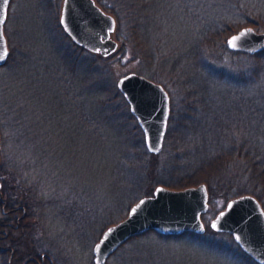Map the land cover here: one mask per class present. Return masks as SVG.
<instances>
[{
    "label": "rangeland",
    "instance_id": "374dc122",
    "mask_svg": "<svg viewBox=\"0 0 264 264\" xmlns=\"http://www.w3.org/2000/svg\"><path fill=\"white\" fill-rule=\"evenodd\" d=\"M95 3L116 19L111 38L117 47L107 55L79 45L65 30L64 0H12L5 23L12 57L0 66V167L10 170L7 177L24 179L15 192L34 202V212L23 229L32 238L36 231L39 241H33L46 264H94L93 247L104 230L150 195L151 152L120 95V76L137 72L162 83L175 120L196 78L212 79L220 94H245L256 111L264 107V65L255 62L257 53L227 46L242 27L264 25V0ZM135 24L141 27L139 48L129 30ZM251 131L254 138V126ZM165 147L163 159L172 149ZM226 204L225 198L212 201L204 223L210 225ZM201 235L150 230L125 241L106 264L248 263L228 235ZM24 243L30 246L32 239ZM9 254L0 252V264Z\"/></svg>",
    "mask_w": 264,
    "mask_h": 264
},
{
    "label": "trees",
    "instance_id": "16d2710c",
    "mask_svg": "<svg viewBox=\"0 0 264 264\" xmlns=\"http://www.w3.org/2000/svg\"><path fill=\"white\" fill-rule=\"evenodd\" d=\"M261 28H264V25L256 26L259 31ZM129 30L134 32L135 47L139 48L143 42L141 27L135 24L129 27ZM125 43L126 40H123L122 44ZM222 44L225 46L224 43ZM214 47L212 45L211 48ZM253 56H255L256 63L264 65V51ZM11 57L12 52L8 64L11 62ZM194 84L195 88L192 87L187 91L182 101L179 118L176 120L173 116L174 105L171 104L165 146L167 143L172 149L165 159L163 156L167 147L158 154L150 153L153 162L148 163L151 177L150 189L146 194H152L159 184L173 189H182L206 183L210 203L216 201L218 197L225 198L228 202L235 196L251 193L261 201L264 207V107L258 106L256 111L253 109L255 104L249 100L248 105V100L242 93L220 94L215 92L212 79L196 78ZM120 95L124 98L122 93ZM253 126L256 131L255 137L251 138V135H254L251 131ZM189 135L193 136L191 141L184 138ZM186 140L187 143L182 145ZM181 148L184 150L180 151ZM161 158L162 161L158 163L157 159ZM160 168H163L161 174L158 173ZM1 169L0 167L2 171L0 173V204L4 209L16 207L14 211L23 215L22 221L32 217L34 202L26 200L15 192L18 188H23L19 182L24 179L21 176L17 179L7 177L11 176L10 170ZM24 193L27 196L30 191L24 190ZM10 218V214H3L5 222H8ZM4 225L0 223V229L5 228ZM6 229L7 231H0V252L5 256V253H10V247L14 245V255L11 262L10 254L8 260L4 258L5 264H21L25 259H28L26 264H37L38 260L42 259L40 257L42 250L39 244L33 241V239L39 241L36 231H30L35 234V238H32L31 234L25 233L22 226L17 229L12 227H6ZM15 231H18L16 235ZM210 232L228 235L234 245L236 244L235 249L241 253L245 261H248L247 263L243 260L245 263L259 264L235 242L232 234L215 231L209 224H205L202 234ZM184 233L203 236L193 231ZM25 238L32 239L30 246L24 243ZM49 264L52 263L49 262Z\"/></svg>",
    "mask_w": 264,
    "mask_h": 264
},
{
    "label": "water",
    "instance_id": "95a60500",
    "mask_svg": "<svg viewBox=\"0 0 264 264\" xmlns=\"http://www.w3.org/2000/svg\"><path fill=\"white\" fill-rule=\"evenodd\" d=\"M11 2L9 0L3 6L4 22L0 23V66L7 62L10 54L4 28ZM61 23L77 43L89 50H101L103 55H107L117 47V40L110 38L116 19L97 5L95 0H66ZM241 33L246 34L241 36ZM103 35L110 41L109 44L103 41ZM234 36L240 37L236 47L229 44ZM227 46L231 50L251 54L264 51V30L259 31L251 25L244 26L227 38ZM117 86L144 131L148 150L154 154L160 153L164 147L171 114L168 90L162 83L137 72L120 76ZM141 200L145 203L135 215L129 210L124 219L104 230L93 247L94 264H106L125 241L150 230L165 236L179 235L185 231L203 233L205 230L202 214L209 208L206 183L182 189H172L160 184L153 194L142 196L131 208ZM214 224L215 228L212 227ZM210 226L216 231L232 234L249 255L258 263L264 264V207L255 195L244 193L231 198L212 218ZM237 236L240 237L239 240L236 239Z\"/></svg>",
    "mask_w": 264,
    "mask_h": 264
},
{
    "label": "flooded vegetation",
    "instance_id": "af4514ba",
    "mask_svg": "<svg viewBox=\"0 0 264 264\" xmlns=\"http://www.w3.org/2000/svg\"><path fill=\"white\" fill-rule=\"evenodd\" d=\"M65 1L66 0H64V3H65ZM106 12V11H105ZM110 37H111V34H110ZM102 39H103V41H107V44H109L110 43V41H108V39L107 38H105V36L103 35L102 36ZM80 45V44H79ZM2 199V198H1ZM14 209H16V207L15 208H12V209H9V210H3V212H4V214L5 215H8V214H10V216H11V218H10V220L8 221V222H5V221H2V220H0V223H3V224H5L4 226H5V228H1L0 229V231H7V229H6V227H12L13 229H17L19 226H22L23 227V221H22V214H18V212H16V211H14ZM32 225V223H30V226ZM29 226V225H28ZM0 237H1V234H0ZM11 248V250H10V262H11V260H12V257H13V255H14V247H10ZM27 260L28 259H25L24 261H22V263L21 264H26L27 263ZM41 264H45V261L43 260L42 262H41Z\"/></svg>",
    "mask_w": 264,
    "mask_h": 264
},
{
    "label": "snow or ice",
    "instance_id": "6c2138e0",
    "mask_svg": "<svg viewBox=\"0 0 264 264\" xmlns=\"http://www.w3.org/2000/svg\"><path fill=\"white\" fill-rule=\"evenodd\" d=\"M9 3V0H0V23H3L4 22V9H3V6L4 5H7ZM250 32V30H247ZM246 33H241L240 35L243 36L245 35ZM240 39L239 36H234L232 37V39L229 41V44L230 46L232 47H236L237 46V41ZM145 201L141 200L135 207L131 208L130 209V213L132 215H135L138 211V209H140L143 205H144ZM213 228L216 227V225H212ZM111 231V230H110ZM237 240L240 239L239 236L236 237Z\"/></svg>",
    "mask_w": 264,
    "mask_h": 264
}]
</instances>
